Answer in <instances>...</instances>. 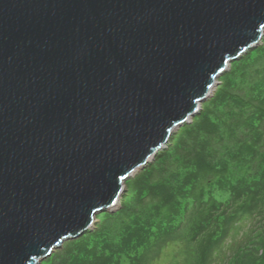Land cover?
Here are the masks:
<instances>
[{
  "label": "water",
  "instance_id": "95a60500",
  "mask_svg": "<svg viewBox=\"0 0 264 264\" xmlns=\"http://www.w3.org/2000/svg\"><path fill=\"white\" fill-rule=\"evenodd\" d=\"M264 36V0H0V264H42Z\"/></svg>",
  "mask_w": 264,
  "mask_h": 264
},
{
  "label": "trees",
  "instance_id": "16d2710c",
  "mask_svg": "<svg viewBox=\"0 0 264 264\" xmlns=\"http://www.w3.org/2000/svg\"><path fill=\"white\" fill-rule=\"evenodd\" d=\"M125 184L115 210L42 263L264 264V36ZM244 224L261 230L253 244L251 229L227 243Z\"/></svg>",
  "mask_w": 264,
  "mask_h": 264
},
{
  "label": "rangeland",
  "instance_id": "374dc122",
  "mask_svg": "<svg viewBox=\"0 0 264 264\" xmlns=\"http://www.w3.org/2000/svg\"><path fill=\"white\" fill-rule=\"evenodd\" d=\"M230 67V66H229ZM229 69V68H228ZM210 98V97H209ZM208 98V99H209ZM207 99V100H208ZM182 127V126H181ZM180 127V128H181ZM179 128V129H180ZM178 131V130H177ZM177 131H175L174 133H176ZM173 133V134H174ZM165 149V148H164ZM163 150V149H162ZM123 195V194H122ZM255 226H256V224H249V227H248V224H244L243 226H242V228H241V231L239 232V234L235 237V236H232V237H230L228 240H227V243H229V244H232L233 243V241L234 240H236V241H244L245 239H243V236H242V233H247L250 229L252 230V232H251V240H249L248 241V243L250 244V245H252L253 244V242L257 239V237H259L258 235H259V233H260V231L258 230V229H256L255 228ZM241 235V236H240ZM240 237H241V239H240ZM249 244H245V245H249ZM232 254H233V252H231ZM231 255H229L228 257H227V259L225 260V262H227V261H230V259H231ZM43 262V261H42ZM42 264H45V263H42Z\"/></svg>",
  "mask_w": 264,
  "mask_h": 264
}]
</instances>
